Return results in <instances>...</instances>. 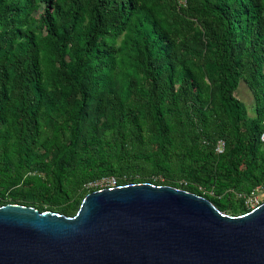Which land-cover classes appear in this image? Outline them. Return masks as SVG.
<instances>
[{
  "label": "trees",
  "instance_id": "obj_1",
  "mask_svg": "<svg viewBox=\"0 0 264 264\" xmlns=\"http://www.w3.org/2000/svg\"><path fill=\"white\" fill-rule=\"evenodd\" d=\"M263 131L264 0H0V206L73 216L114 176L223 211L204 189L264 187Z\"/></svg>",
  "mask_w": 264,
  "mask_h": 264
},
{
  "label": "water",
  "instance_id": "obj_2",
  "mask_svg": "<svg viewBox=\"0 0 264 264\" xmlns=\"http://www.w3.org/2000/svg\"><path fill=\"white\" fill-rule=\"evenodd\" d=\"M0 264H264V201L229 215L185 189L128 183L75 215L0 206Z\"/></svg>",
  "mask_w": 264,
  "mask_h": 264
},
{
  "label": "rangeland",
  "instance_id": "obj_3",
  "mask_svg": "<svg viewBox=\"0 0 264 264\" xmlns=\"http://www.w3.org/2000/svg\"><path fill=\"white\" fill-rule=\"evenodd\" d=\"M174 3H176V5H179L180 2L178 0H173ZM41 10L35 13V16L38 18L40 16ZM199 35V34H198ZM179 38L181 40H186L188 38H190V35H185V34H180ZM120 41V40H119ZM237 96L246 104L248 111L250 114H253L254 112V97L252 92L250 91L249 87L243 82L241 81L239 84V87L237 89ZM94 121L97 119V117L93 118ZM224 183H230L228 182L229 180L227 178H224ZM243 187V182L240 183V186L238 188H242ZM263 186H258L254 192H252L248 197V199L252 200L255 204L256 202H263L264 201V187ZM235 188H232L231 186H226V185H222L220 186V190L221 193L218 192L217 187H211L209 189H204L206 194L212 195L218 199H224L226 197V195L229 192H233L236 193V195L234 196H229L228 200H227V206L228 208L223 210V212L229 214V215H233V216H237V215H242L244 214V207L246 206V201H244L243 203L241 202V197L245 192L240 193L238 190ZM16 189H18L16 192L18 193H24V194H30L29 190V186L24 185L21 187H17ZM239 192V193H238ZM245 205V206H244ZM256 206V205H255ZM54 212H59L58 210H53ZM60 213V212H59Z\"/></svg>",
  "mask_w": 264,
  "mask_h": 264
},
{
  "label": "built area",
  "instance_id": "obj_4",
  "mask_svg": "<svg viewBox=\"0 0 264 264\" xmlns=\"http://www.w3.org/2000/svg\"><path fill=\"white\" fill-rule=\"evenodd\" d=\"M180 2V4L182 5H186L187 4V0H178ZM261 140L264 142V131L262 132L261 134ZM224 146H225V142L224 141H219L218 145H217V148L216 150L218 152H222L224 150ZM114 186H118L117 185V179L114 177V176H109V177H103L99 180H96V181H93V182H90L88 184V187H92V188H98V189H101V188H107V187H114ZM249 197L246 198V203L247 205L253 209L255 208L256 206H258L260 204V202H256V204L248 199ZM262 203V202H261ZM256 205V206H255Z\"/></svg>",
  "mask_w": 264,
  "mask_h": 264
}]
</instances>
